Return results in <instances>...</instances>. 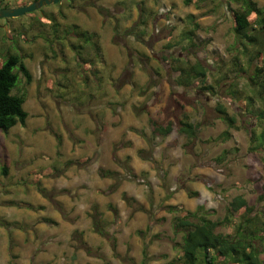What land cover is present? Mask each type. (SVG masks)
I'll list each match as a JSON object with an SVG mask.
<instances>
[{
  "label": "rangeland",
  "instance_id": "obj_1",
  "mask_svg": "<svg viewBox=\"0 0 264 264\" xmlns=\"http://www.w3.org/2000/svg\"><path fill=\"white\" fill-rule=\"evenodd\" d=\"M31 1L3 0L2 5ZM256 1L264 7V0ZM236 7L231 0L188 5L184 0H61L23 17L0 19V63L9 51L22 53L34 72L32 83L21 75L13 90L26 92L28 127L17 124L16 131L8 133L0 129V194L40 193L31 182L35 176L30 177L36 167L39 174L47 169L51 175L73 170L68 180L63 179L64 191L53 195L62 200L49 197L54 210L41 213L36 228L37 216L29 209L13 224L3 219L9 232L22 228L10 233L16 240L7 260L1 254L5 249H0V264L178 263L183 233L174 223L181 209L170 211L168 202H189L191 191L201 189L188 208L204 205L214 220L225 218L237 195L257 210L264 209V151L252 149L250 134L257 121L228 88H247L246 74L234 65L235 56L241 55L231 12ZM52 13L59 26L49 19ZM190 14L200 24L195 45L183 35L193 27ZM142 18L148 26L142 25ZM65 29L80 31L81 35L75 32L80 37L86 30L99 33L104 61L97 64L89 49L77 55L70 45L75 38ZM85 58H93L95 70H85ZM240 59L248 63L246 57ZM196 61L209 68L206 83L214 84L215 92L203 91L199 79L192 86L179 85L175 69ZM109 98L117 100L108 105ZM218 104L235 117L234 126L220 117ZM106 108H111V122ZM159 112L164 121L172 118L177 125L186 112L200 125L196 136L174 131L165 138H151V118ZM40 116L44 125L36 122ZM226 131L228 138L222 135ZM16 132L26 138L17 141L18 152L12 153L10 140H16ZM18 155L23 164L17 166H26L21 176L14 174L13 158ZM7 159L10 175L2 173ZM108 168L120 172L117 184H106L102 173ZM36 177L45 180L43 175ZM84 189L86 195L80 192ZM32 226L35 230L29 233ZM218 231L232 230L226 223ZM3 236L0 231V246Z\"/></svg>",
  "mask_w": 264,
  "mask_h": 264
},
{
  "label": "trees",
  "instance_id": "obj_2",
  "mask_svg": "<svg viewBox=\"0 0 264 264\" xmlns=\"http://www.w3.org/2000/svg\"><path fill=\"white\" fill-rule=\"evenodd\" d=\"M195 1L184 0L187 5ZM231 1H235L237 4L236 8H231V12L235 23L236 42L240 45L238 51L241 53V55L235 56L234 65L239 72L246 74L247 88L240 89L235 84H229L228 88L235 97L239 98L241 107L248 114L255 116L257 124L250 130L252 149L264 151V7L260 6L256 0ZM2 3L6 2L0 0V7L11 5L9 2L7 5H2ZM215 10L216 8H213L211 11ZM48 15L51 22L53 21V25L59 26L54 14ZM188 18L193 27L183 32V35L191 38L192 44L195 45L193 36L200 24L196 22L195 15L190 14ZM141 22L142 25L148 26L146 18H142ZM58 31L59 29L54 30L55 33ZM65 32L70 38V34L74 33L72 39H75L70 45L76 50L77 55L79 53L86 54L85 51L89 49L88 52L95 55V61H104L105 54L99 33L86 30L80 37V31H75L79 35L77 33L75 35L73 29H65ZM126 32L128 31L126 30ZM129 32L133 33L130 30ZM46 39L49 42L51 40L47 37ZM242 56L247 58L248 63L241 61L240 57ZM25 57L26 55H22V53L9 51L0 63V129L5 133H8L17 124L25 126L30 116L29 111L25 109L26 92H13L21 81V75L24 76L28 84L33 81V74L25 62ZM84 60L87 63L86 71L95 70L92 68L95 62L93 58ZM89 61L90 64H88ZM175 70L179 71L180 79L178 81L181 83L179 85L192 86L193 82L199 79L203 83L200 84L203 91L215 92V85L206 83L209 68L200 61L184 66L180 65ZM98 77L100 80L104 79L103 75H98ZM86 79L89 80V77ZM181 105L184 107L183 103ZM217 109L223 120L231 126L236 124L235 117L228 114L223 104H218ZM164 118L163 112L157 117L151 118L150 124L154 137H167L175 131L194 138L196 129L200 126L194 123L186 112L178 125L174 119L164 121ZM222 135L225 138L230 136L227 131ZM2 171L4 175H7L8 167H4ZM107 173L110 171L108 170ZM263 197V195L260 196V198ZM180 208L182 212L175 218L174 225L175 229H180L183 233L182 254L178 263L170 262L169 264H264L262 257L264 254V209L257 210L243 195H237L229 202L225 220L212 219L204 205H199L196 210H187L183 206ZM168 209L175 211L178 207L168 206ZM226 223H229L232 231L225 233L218 231V227L226 225Z\"/></svg>",
  "mask_w": 264,
  "mask_h": 264
},
{
  "label": "crops",
  "instance_id": "obj_3",
  "mask_svg": "<svg viewBox=\"0 0 264 264\" xmlns=\"http://www.w3.org/2000/svg\"><path fill=\"white\" fill-rule=\"evenodd\" d=\"M53 58L55 57V55H53L52 56ZM54 59H56V58H54ZM97 64H101V62L100 61H97ZM32 71V74L34 75V72H33V70H31ZM34 77V76H33ZM50 78V77H49ZM115 100H117V99H115ZM114 100V98L112 99V98H109V100H108V105H111L112 103H113V101H115ZM106 104V103H105ZM111 109V108H110ZM108 110L107 108L104 110V112H106V111H108V113H107V120H108V118H110L111 120H110V122L112 121V114H110L112 111L111 110ZM44 116V115H43ZM43 116H40V117H38L37 118V120H36V122H39L40 121V123H41V125L43 124H45V122L43 121L42 122V119H43ZM158 115L156 114L155 116H152L153 118H155V117H157ZM168 119H172V118H168ZM167 119V120H168ZM28 120H29V118H28ZM28 120H27V123H28ZM102 124V123H101ZM110 125H111V123H109ZM28 127V124H26L25 125V127ZM16 127H17V125L16 126H14V128H11L10 129V131H16L15 129H16ZM105 127V126H104ZM113 127V126H112ZM89 128H91V129H95V127L93 126V127H89ZM173 133V132H172ZM171 133V134H172ZM170 134V135H171ZM26 135H27V133H26ZM151 138L152 137H154L153 135H152V129H151V124H150V132H149V134H148ZM20 137V138H19ZM158 137H163V136H156V137H154V138H158ZM26 137L25 136H23V137H21V134H18V132H16V140L15 141H13V140H10V142H11V144H10V152H18V150L16 149V147H17V141L18 140H20V142L21 141H23L24 139H25ZM163 138H165V137H163ZM15 142V143H14ZM131 143H129V145H130ZM131 145H133V144H131ZM1 147H3L4 148V146L3 145H1ZM9 149V148H8ZM22 152V151H21ZM132 155V153H130V156ZM76 156V155H75ZM126 157H128V155H126ZM14 160H15V162H16V166H17V163L18 164H23V158H22V156L21 155H18L17 157L16 156H14V158H13ZM77 159V158H76ZM9 161H10V159H7V161L3 164V167H2V170H3V168L4 167H8V174L10 175V164H9ZM75 161V160H74ZM80 162H83V159H81V160H79ZM113 162H115L114 160H113ZM36 163H38V162H36ZM116 163V162H115ZM117 164V163H116ZM79 166V164H75V166H74V168L75 167H78ZM24 167H26L25 165H18L17 166V168H16V170L14 171L15 173L14 174H16L17 176H21V170L24 168ZM46 168V167H45ZM80 168V167H79ZM78 168V169H79ZM67 169V170H66ZM66 169H63L62 170V172H60L59 174L57 173V174H55V175H51L49 172H50V170H47V169H42V171H41V173L39 174L38 173V171L39 170H37V167L36 168H33V169H31L30 170V173H31V176L30 177H32L33 175L35 176V179L36 178H38V177H36V176H40V175H43L44 176V178H45V180H43V181H38V180H35V179H31V182H34L35 183V181L36 182H39V184L40 185H42V187L43 188H45V190L44 191H46V193L47 194H51V196H56L58 193L59 194H61L63 191H64V189H65V184H64V181H63V179L65 178V179H69V174L73 171H70L69 170V168H66ZM118 171L120 170V172L122 171V167L121 166H119V164L117 165V168H116ZM113 170V169H111V168H108V169H105V170H107V171H105L104 173H102V175L103 176H106L105 177V179H107V181H106V184H108V186H110V185H114V184H117L115 181H116V177H117V175H116V173H120V172H118L117 170ZM108 170H110V173H107L108 172ZM3 172V171H2ZM74 172H76V171H74ZM7 174V175H8ZM99 174V175H98ZM97 175L98 176H100L101 174L100 173H98ZM118 175H120V174H118ZM116 176V177H115ZM118 180V179H117ZM31 182H30V178H29V186H30V188L33 186L32 184H31ZM60 185V186H59ZM133 185V184H132ZM68 188V187H67ZM37 191V190H36ZM200 191H202L201 189L200 190H194V191H191V194H190V196H191V198H188L187 197V199L189 200V202H192L193 201V199H194V197L193 196H200L201 195V192ZM40 192V191H39ZM81 193H82V195H86V190L84 189V190H82V191H80ZM53 196V199H57V200H62V198H58V197H54ZM50 197V196H49ZM49 197L47 196V197H45V195L43 194V193H36V195H31V197H27V196H20V197H17L15 194H13V193H10V192H4V194L2 193V195L0 194V199L1 200H3L4 202L2 203V204H0V216H2V217H0V218H6L7 220H9L10 221V223H12V222H15V221H18V220H20L21 219V217L22 216H27L29 213H28V209L30 210V213L31 212H33L36 216H37V219L35 220V223H34V227H35V224L37 223V221H38V218H39V215H40V217H41V213H44L45 214V210H47V211H51V209H53L54 210V207H53V202H52V204H51V202H50V204H49V200L50 199H52V197H50V199H49ZM67 197V196H66ZM137 197V196H136ZM48 198V199H47ZM181 200V199H180ZM183 202H181V201H179V202H168L167 203V205L168 206H177L178 207V209L180 210L181 208H180V206H183L184 207V209H187V210H191L190 208H188V203L189 202H186L185 200H182ZM140 203H141V205H143L144 203H145V201H141L140 200ZM141 209H145L144 208V205L143 206H141ZM23 210H26V212L25 213H20L21 211H23ZM52 210V211H53ZM181 212H182V209H181ZM29 217H30V215H29ZM31 218V217H30ZM30 221H31V219H30ZM31 223H32V221H31ZM13 224V223H12ZM0 225L1 226H3V229L2 230H0L1 232H3L4 233V236H3V239L1 240V241H3L2 243H3V245H1L0 246V249H5V251H2L1 252V254L4 256V257H6V260L9 258V249L12 247V244H13V241L14 240H16V238H15V236L16 235H14V236H12L11 237V232L12 233H17V232H21L19 229L20 228H22L21 226H17V227H14V228H12L10 231L11 232H9L7 229H6V227L4 226V223L0 220ZM33 225V224H32ZM1 226H0V228H1ZM33 226H32V228L31 229H29L28 230V232L29 233H31L33 230H35V228H34ZM17 228H19V229H17ZM36 237H37V235H36ZM25 240H26V238H25ZM24 240V241H25ZM7 264H15V263H13V261H11V262H9V261H7Z\"/></svg>",
  "mask_w": 264,
  "mask_h": 264
},
{
  "label": "water",
  "instance_id": "obj_4",
  "mask_svg": "<svg viewBox=\"0 0 264 264\" xmlns=\"http://www.w3.org/2000/svg\"><path fill=\"white\" fill-rule=\"evenodd\" d=\"M60 1L61 0H33L23 5L2 7L0 8V19L10 18V17H21L28 13H32L36 10H39L44 6L57 4Z\"/></svg>",
  "mask_w": 264,
  "mask_h": 264
},
{
  "label": "bare ground",
  "instance_id": "obj_5",
  "mask_svg": "<svg viewBox=\"0 0 264 264\" xmlns=\"http://www.w3.org/2000/svg\"><path fill=\"white\" fill-rule=\"evenodd\" d=\"M12 6H14V5L4 6V7H12ZM0 8H2V7H0ZM71 38H72V37H71ZM27 66H28V65H27ZM30 70H31V69H30ZM33 79H34V77H33ZM33 187H34V188H35V187H38V189H39V191H40L41 193L45 190V188H43L40 184H35V183H34V186H33ZM35 189H37V188H35ZM42 190H43V191H42ZM45 193H46V191H45ZM45 193H44V195H45V197H47V193H46V194H45ZM49 196H51V195H49ZM49 196H48V197H49ZM0 220L3 221V218H0Z\"/></svg>",
  "mask_w": 264,
  "mask_h": 264
}]
</instances>
